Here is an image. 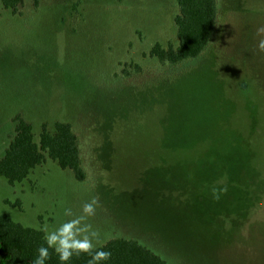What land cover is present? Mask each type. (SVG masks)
Listing matches in <instances>:
<instances>
[{
    "label": "rangeland",
    "instance_id": "374dc122",
    "mask_svg": "<svg viewBox=\"0 0 264 264\" xmlns=\"http://www.w3.org/2000/svg\"><path fill=\"white\" fill-rule=\"evenodd\" d=\"M216 2L206 51L170 64L152 52L179 47L176 0H23L17 14L0 0V160L17 116L38 143L61 122L86 176L46 155L21 184L0 178V214L52 231L99 196L96 248L264 264V0Z\"/></svg>",
    "mask_w": 264,
    "mask_h": 264
},
{
    "label": "trees",
    "instance_id": "16d2710c",
    "mask_svg": "<svg viewBox=\"0 0 264 264\" xmlns=\"http://www.w3.org/2000/svg\"><path fill=\"white\" fill-rule=\"evenodd\" d=\"M44 0H33L39 7ZM180 15L176 19L178 49L168 51L157 47L152 56L161 62L178 64L200 57L210 44L215 30L216 0H176ZM23 0H2V5L13 14L19 13ZM15 138L0 160V178L12 186L25 182L46 161V155L57 162L63 170H70L78 182L86 178L82 169L79 140L68 124L55 123L54 133L43 125L39 143L36 142L33 126L17 116ZM44 231L25 228L7 215L0 214V264H31L37 257V249L47 246ZM111 252V259L99 264H167L162 258L136 241L112 240L97 248ZM51 259L45 264H60L51 249ZM89 254L73 255L67 264H88Z\"/></svg>",
    "mask_w": 264,
    "mask_h": 264
},
{
    "label": "clouds",
    "instance_id": "9594fccd",
    "mask_svg": "<svg viewBox=\"0 0 264 264\" xmlns=\"http://www.w3.org/2000/svg\"><path fill=\"white\" fill-rule=\"evenodd\" d=\"M257 35L264 36V26L257 28ZM257 49L264 52V39H260L257 44ZM226 189L221 190L225 192ZM215 199H219L216 190L213 191ZM100 206L99 196L92 197L82 205V212L74 218L67 219L55 228L49 231L47 227L41 229L44 231V241L47 246H40L37 249V257L31 264H45L51 259V249L57 255L60 264H67L73 255L79 256L80 254H89L91 259L88 264H99L101 261L111 259V252L103 249H97L96 244L100 243V233L93 230L92 226L86 223L89 217L96 213V208ZM64 215L73 217L71 209H65ZM94 241L96 243H94Z\"/></svg>",
    "mask_w": 264,
    "mask_h": 264
},
{
    "label": "crops",
    "instance_id": "0c3cea01",
    "mask_svg": "<svg viewBox=\"0 0 264 264\" xmlns=\"http://www.w3.org/2000/svg\"><path fill=\"white\" fill-rule=\"evenodd\" d=\"M106 245V244H105ZM104 246V245H103Z\"/></svg>",
    "mask_w": 264,
    "mask_h": 264
}]
</instances>
